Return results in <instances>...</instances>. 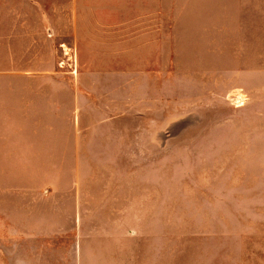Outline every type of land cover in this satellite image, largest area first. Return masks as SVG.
Here are the masks:
<instances>
[{"label": "rangeland", "instance_id": "374dc122", "mask_svg": "<svg viewBox=\"0 0 264 264\" xmlns=\"http://www.w3.org/2000/svg\"><path fill=\"white\" fill-rule=\"evenodd\" d=\"M80 11L139 53L80 56ZM104 184L137 264H264V0H0V253L67 221L53 188Z\"/></svg>", "mask_w": 264, "mask_h": 264}, {"label": "crops", "instance_id": "0c3cea01", "mask_svg": "<svg viewBox=\"0 0 264 264\" xmlns=\"http://www.w3.org/2000/svg\"><path fill=\"white\" fill-rule=\"evenodd\" d=\"M77 1L79 3L80 0ZM110 13L106 11V15ZM81 16L82 11L77 15L75 29L80 56L100 57L99 62H122L121 57L131 52L139 53L140 40L145 35H138L135 30L132 32L130 23L89 25L84 24ZM149 29L153 32L149 30L147 33L156 38L155 25ZM73 140L71 144L66 143V146H73L72 154L66 155V161L85 160L84 148H76L79 144L83 146L84 139L80 137ZM124 199V188L117 184H104L90 190L83 185H73L66 190L53 188L46 194L43 203L61 212L68 211L67 221L63 223L51 218L44 220L43 225H35L30 221L28 231L26 227L14 231L9 253L1 249L0 264H137V249L127 245L124 215H119L114 209L123 207ZM93 208L113 210L109 216L94 218L88 216V210Z\"/></svg>", "mask_w": 264, "mask_h": 264}]
</instances>
